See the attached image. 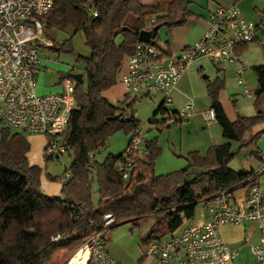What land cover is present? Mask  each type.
<instances>
[{
	"label": "trees",
	"instance_id": "16d2710c",
	"mask_svg": "<svg viewBox=\"0 0 264 264\" xmlns=\"http://www.w3.org/2000/svg\"><path fill=\"white\" fill-rule=\"evenodd\" d=\"M87 1L90 0H57L53 10L45 16L47 30L71 28L74 30L71 38L82 33L90 50L88 57H79L85 64L84 78L76 87V107L64 135L73 163L65 172V175L70 173V178L63 185L61 196L50 197L43 193L42 172L29 164L30 145L24 134H13L10 129L2 128L0 264H67L77 248L103 230L104 216L108 213L116 218V224L109 231L124 224L140 227L141 222L155 218L154 227L143 240L150 245L154 240L178 233L193 221L201 203L210 201L221 191L234 193L251 189L259 185V178L264 174V169L258 174L255 171L240 174L229 167L236 155L230 142H240L242 147L256 146L264 136L263 127L251 140H246L250 130L264 124V65L254 68L261 91L254 99L257 111L254 117L238 114L237 119L231 121L220 101L224 81L206 79L210 109L215 111L216 122L228 142L212 145L204 154L191 152L185 169L157 175L156 161L162 154L157 138L147 141L148 154L144 158L124 151L118 156L108 155L103 162L97 161V155L108 147L110 138L119 132L131 138L142 125L133 110L138 99L129 101L125 96V104L121 102L124 106H116L106 97L125 72L140 33L153 20L156 21L154 28L167 27L173 31L201 17L191 10L189 0H92L97 17L84 8ZM51 50L73 52L72 39L60 46L53 44ZM165 52L172 55L168 42ZM74 76L70 73L66 78L75 80ZM165 108L164 103L149 123L157 128L166 126L164 114L174 112ZM160 114L162 118L156 119ZM122 118L125 121L121 122ZM91 154L95 155L94 161L90 159ZM252 154L264 163L260 150ZM45 157L47 161L53 160ZM128 162L134 164V169L126 181L118 166ZM92 163L95 171L89 170ZM194 169L200 171H194L190 179ZM94 179L98 183L97 204L93 200ZM57 236L60 239L54 241Z\"/></svg>",
	"mask_w": 264,
	"mask_h": 264
},
{
	"label": "built area",
	"instance_id": "2783aa9c",
	"mask_svg": "<svg viewBox=\"0 0 264 264\" xmlns=\"http://www.w3.org/2000/svg\"><path fill=\"white\" fill-rule=\"evenodd\" d=\"M83 2V0H78ZM57 0H0V124L18 133H36L47 136L45 154L54 158L68 152L64 135L71 115L76 107L77 80L66 78L60 94L39 95L36 92L40 68L45 61L41 51L53 47V41L45 37L46 20ZM91 16L98 11L93 1L84 3ZM153 20L147 29L154 33ZM209 29L203 38L181 54L168 55L154 41L138 42L134 53L127 61L121 83L126 100L151 98L161 94L165 104L173 102V92L186 69L199 58H207L214 65L223 67L238 62V48L259 40L264 24L246 20L242 11L234 7H218L210 13ZM48 62L51 60L46 58ZM245 67L238 72V81L246 86ZM74 74V73H73ZM245 97L255 95L244 90ZM193 111L188 104L181 113L164 114L165 123L187 120ZM208 124L216 121L215 111L203 113ZM130 156L144 158L148 154L146 127H138L130 138L126 150ZM90 159L95 160L91 154ZM119 171L127 181L134 164H120ZM90 171H95L93 163ZM70 173L62 179L66 184ZM200 216L196 223L187 225L182 232L160 239L148 246L146 259L155 264H229L240 251L232 250L221 238L220 229L225 226L243 227L256 224L260 240L251 247L254 264H264V192L259 185L237 192L228 190L216 194L213 199L200 204ZM116 224V218L108 213L104 216V228L92 235L70 256L67 264H121L106 249L105 235ZM59 236L54 237L58 241ZM68 241V240H67ZM66 241V242H67Z\"/></svg>",
	"mask_w": 264,
	"mask_h": 264
},
{
	"label": "rangeland",
	"instance_id": "374dc122",
	"mask_svg": "<svg viewBox=\"0 0 264 264\" xmlns=\"http://www.w3.org/2000/svg\"><path fill=\"white\" fill-rule=\"evenodd\" d=\"M192 2L191 8L194 11L201 12H208L210 9H214L215 7H223V2L225 0H190ZM227 3H233L236 0H226ZM239 4L238 7L243 13V16L252 22L259 23L260 17L262 15L264 16V0H238ZM237 3V2H236ZM244 4L245 8L243 5ZM180 29V28H179ZM209 29V26L207 28V31ZM177 29H175L173 32H176ZM206 31V32H207ZM172 31H170L167 27H163L158 31V34L155 35L154 42L163 50L167 49V42H172ZM74 34V30L69 28L66 31L62 30H47L45 27V37L51 39L53 41V44L56 46H60L65 41L72 39L73 43V52H56L54 50H49V54L47 51H41L40 55L41 58L45 61L43 63V66H41L40 74L37 79V88L36 92L39 95H48V94H60L63 92V81L66 79V77L71 73L74 75H80L84 73L85 64L83 61H79V57H88L90 55L89 48L84 43V36L82 33L77 34L74 38H71ZM181 35H179L178 38H180ZM176 55V54H175ZM48 57L51 62H48L46 58ZM212 62H210L211 64ZM229 65L223 66L222 68L225 70L227 69ZM223 69H220L219 66L211 64V69L205 68V70H200L199 77L204 84V87L206 89V79H210L211 81H214L217 79L218 74H223ZM125 71V68L124 70ZM125 73L122 72L120 74V78L118 81V85L115 86L113 89H111L108 93H106V97L109 99V101L116 105V106H124L125 104V89L123 87V84L121 83L122 77ZM226 74V73H225ZM225 74H223V77H220L224 81V89L221 91V93L227 88L232 89H238V96H232V94H229V96H226V104H231L233 106H236L237 115H242L241 107L245 103H251L254 106V99L256 97L255 91H256V85L257 80L255 84L252 86L250 84H247V86H244L239 83L238 76L234 77L231 76L228 78L229 80H226ZM86 79V77H85ZM249 89L255 97L253 99H246L244 96V90ZM43 90H50L49 93H43ZM207 92V89H206ZM220 93V96H221ZM244 94V96H243ZM208 96V94H207ZM153 97H156L153 98ZM152 98H142L138 99L133 105V110L135 111V114L137 116V119L142 123L143 126L146 127V139L147 141H150V139L153 140V138L157 137L159 147L162 150V154L156 161V167L157 162L159 160V169L157 170V175H168L173 173L174 171H180L183 168H186L189 165V152L193 151L194 149H199L198 145V136L194 134L195 132H192L194 138H192L196 144L190 145L188 143V140L186 139L187 134L183 138V135L180 133V128L185 125L189 124L187 120H184L179 123H166V126H161L157 128L155 124H150L149 120L155 118L154 110L158 106L157 103L162 100L163 97L161 94H155ZM173 97V96H172ZM134 99V98H133ZM188 101L185 103V108L189 102H192V99L187 97ZM209 99V98H208ZM122 100L123 104L120 103ZM221 101V100H220ZM237 101V102H235ZM210 103V101H208ZM191 104V103H190ZM167 107L170 106V104H166ZM158 108V107H157ZM156 108V109H157ZM185 109H183L181 112H183ZM257 112V111H256ZM237 115L235 120L237 119ZM198 116V114H196ZM233 117V116H232ZM162 118V114L158 115L156 119ZM229 118V117H228ZM233 120V121H235ZM170 125V127H168ZM219 126V125H218ZM3 124H0V140L3 138ZM264 127V124L258 125L254 127L252 130L248 132V135L246 137V140L249 141L252 139V137L260 132ZM219 130H222V128L219 126ZM15 131L13 132V134ZM188 133V132H187ZM25 138L29 142L30 149L29 153L27 155L29 164L31 166H36L41 169L42 175H41V185H42V191L46 195H53L59 196L62 195L61 191V179L65 176V172L73 163V157L68 152L59 155L53 158V160L47 161L45 157V150L47 147V136L44 134H36V133H25ZM159 139L161 140V143H159ZM183 141V148L180 147V141ZM224 139V143H227L228 141ZM223 139L219 137L218 144H223ZM130 137L125 134V132H119L116 135H114L112 138H110L108 142V147L105 150H102L96 157L97 161L103 162L108 155H120L122 154L128 147ZM232 145V152L235 153V157L230 161L229 167L234 170L237 173L245 174L252 171H255L257 174L261 173L264 168V163L259 159L256 158L252 152L255 150H260L262 152V157L264 159V136L260 138L256 146H246L242 147L240 142H230ZM161 145V146H160ZM208 150V149H207ZM207 152V151H206ZM189 153V154H188ZM169 160H173L176 162H181L183 165V168H179L178 170H162L161 164L168 165ZM194 171H200L197 169L192 170V174L190 176V179H193ZM164 173V174H162ZM261 175V174H260ZM51 177V178H50ZM53 178H56L53 179ZM93 183V200L97 204L99 201V195L97 194L98 191V183L97 179H94ZM259 181H261V185L264 188V174H262L259 178ZM46 188L49 189L48 193H46ZM201 206L199 205L197 208V214L193 221L190 223L185 224L178 233L182 232L183 229L187 225H191L196 223V221L199 219V212L201 211ZM156 223L155 218H149L146 221H143L140 223V227L133 226L132 224H124L120 225L114 230H111L107 233L105 236V246L106 249L113 255V250H117L119 253H123L126 262L118 260L114 255L113 257L116 258L121 264H143V260L146 259L145 255L148 251L147 244H144L143 240L148 236L151 229L154 227ZM229 232L234 233L235 230H230ZM165 237L163 239L169 238ZM157 240H154L155 242ZM152 242V243H153ZM250 238L246 239V244L241 247L240 256L235 261L236 264H252L251 262V253H250V245H251ZM74 253V252H73ZM72 253V254H73ZM71 254V255H72ZM153 259H149L147 264H153Z\"/></svg>",
	"mask_w": 264,
	"mask_h": 264
},
{
	"label": "crops",
	"instance_id": "0c3cea01",
	"mask_svg": "<svg viewBox=\"0 0 264 264\" xmlns=\"http://www.w3.org/2000/svg\"><path fill=\"white\" fill-rule=\"evenodd\" d=\"M190 1V0H189ZM191 2V1H190ZM228 1L223 2V7H238L237 4H239L238 0H236L233 5L231 3H227ZM237 2V3H236ZM192 5V2H191ZM240 5H243L245 8V5L242 3ZM220 7V6H219ZM191 8V7H190ZM218 8V7H217ZM210 9L208 12H199V11H194L192 8L191 10L199 15L201 17L200 20L189 23L187 26L181 27L180 29L177 28L176 32H173L172 34V42L169 43V52L177 56L181 54L185 49L193 46L197 42H199L204 34L207 31L208 28V18L210 13L214 12L216 9ZM239 8V7H238ZM240 9V8H239ZM247 20V19H246ZM249 21V20H248ZM252 22V21H250ZM255 23V22H254ZM264 24V16L260 17V22L256 24ZM179 35H181L180 38ZM246 47L243 49L238 48V57L239 60L236 63L230 64L227 69H223L220 67V69H223L222 71L223 74H225L226 80H229L231 76L237 77L238 72L240 71L241 67H245L243 76L245 80V84L254 85L257 77L254 72V68L263 66L264 65V32L259 34V40L256 43H252L250 45H245ZM176 54V55H175ZM212 64V63H211ZM211 64L210 61L207 58H199L196 61H194L189 67L186 69V71L183 73L176 90L173 92V102L170 104L169 107L166 105V110L171 111L174 113H180L183 109H185V103L188 101L187 97L192 99V102H189L188 104H192L193 106V111L191 116L188 118L187 121H189V124H185L180 128V133L183 135V138L187 134L186 139L188 140V143L190 145L196 144V142L192 139L194 138L191 136L193 133L198 136V145L199 149H194L193 151H199L201 153H206L207 149L212 146V145H221L218 144L219 137L223 139V133L222 130H219L218 124L215 121L212 124H208L205 120V117L203 115L204 112L208 111L210 109V103L208 102V96L206 89L204 87V84L202 83L199 73L200 70H205L211 69ZM223 74L221 73L218 74L219 77H223ZM224 78V77H223ZM256 88H258V83L256 85ZM50 91V90H48ZM47 90H43V93H49ZM238 89H232V88H226L220 96L221 103L226 111L227 116L231 121L235 120L237 111H236V106H233L231 102L230 104H226V96L229 94H232V96H238ZM47 95V94H46ZM244 96V94H243ZM125 97V93H124ZM245 97V96H244ZM152 98V97H151ZM156 99V97H153ZM246 98V97H245ZM108 99V98H107ZM157 103V109L155 108L154 114L157 113L159 108L165 103L164 98H161ZM248 99V98H246ZM109 100V99H108ZM122 100L120 101V103ZM237 102V101H235ZM187 104V105H188ZM242 115L245 117H254L256 116L257 112L253 104L251 103H245L241 107ZM198 114V116H196ZM233 116V117H232ZM170 127V125L168 126ZM188 132V133H187ZM157 137L153 138L156 139ZM148 140V139H147ZM152 141V139H150ZM183 141H180V147L183 148ZM223 144H224V139H223ZM159 143H161V140L159 139ZM130 144V140L128 143V146ZM161 146V145H160ZM128 148V147H127ZM127 150V149H126ZM125 150V151H126ZM190 151L189 153L193 152ZM188 153V154H189ZM116 156V155H115ZM159 160L157 162V167H156V172L159 169ZM162 165V170H167V169H172V170H178L179 168H183V165L181 162H176L173 160H169L168 165L166 164H161ZM185 169V168H183ZM181 169V170H183ZM264 169V168H263ZM180 170V171H181ZM175 172V171H174ZM173 172V173H174ZM177 172V171H176ZM164 174V173H162ZM160 176V175H159ZM163 176V175H161ZM259 186L264 192V188L261 185V181H259ZM63 185H61V191H62ZM48 190L46 188V193H48ZM52 197L53 195H48ZM61 196V195H59ZM59 196H54V197H59ZM230 230H235L236 232L231 233L229 232ZM220 236L222 240L232 249V250H239L241 252V247L246 244V239L250 238L251 240V245H250V253H251V262H253V255L251 252V247L252 246H257L259 244L260 240V233L259 230L254 223H247L243 227H234V226H225L220 229ZM112 252L114 253L113 255L120 261H123L124 263L126 262V258L124 254L121 252L119 253L117 250H113ZM240 256V254H239ZM239 256L234 259L233 262L229 264H236L235 261L239 258ZM148 263V262H147ZM145 263V264H147ZM155 264V262L153 263ZM246 264V263H245Z\"/></svg>",
	"mask_w": 264,
	"mask_h": 264
},
{
	"label": "water",
	"instance_id": "95a60500",
	"mask_svg": "<svg viewBox=\"0 0 264 264\" xmlns=\"http://www.w3.org/2000/svg\"><path fill=\"white\" fill-rule=\"evenodd\" d=\"M159 27H155L154 28V32H158L159 31ZM155 38V33H152L151 31H142L139 35V41L143 42V43H151L152 41H154ZM75 79L77 80L78 83L82 82L84 76L82 74L80 75H75L74 76ZM261 91L259 88L256 89L255 91V95L258 96L260 95ZM112 120H115V118H113ZM125 121L124 118L121 119V122Z\"/></svg>",
	"mask_w": 264,
	"mask_h": 264
}]
</instances>
